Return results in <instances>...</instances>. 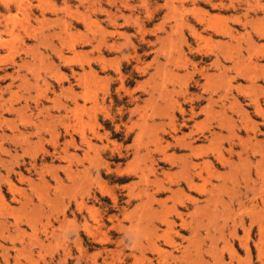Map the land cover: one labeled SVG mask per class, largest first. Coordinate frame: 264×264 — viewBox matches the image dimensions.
I'll return each instance as SVG.
<instances>
[{
	"label": "rangeland",
	"instance_id": "374dc122",
	"mask_svg": "<svg viewBox=\"0 0 264 264\" xmlns=\"http://www.w3.org/2000/svg\"><path fill=\"white\" fill-rule=\"evenodd\" d=\"M256 104L264 0H0V264H264ZM187 141L209 164L197 183L217 189L178 210L192 234L158 205L170 193L142 205L143 186L181 180ZM166 213L177 247L162 243Z\"/></svg>",
	"mask_w": 264,
	"mask_h": 264
},
{
	"label": "bare ground",
	"instance_id": "6f19581e",
	"mask_svg": "<svg viewBox=\"0 0 264 264\" xmlns=\"http://www.w3.org/2000/svg\"><path fill=\"white\" fill-rule=\"evenodd\" d=\"M5 28V27H4ZM22 83V82H21ZM94 98V97H93ZM255 110H256V113H258V114H260V115H264V112H263V110H262V108L259 106V104H256V106H255ZM184 125H186V123L184 122ZM183 125V126H184ZM176 128V127H175ZM173 130V129H172ZM138 136V135H137ZM174 136V135H173ZM189 136V135H188ZM184 146H187V148L189 149V154L188 155H185V159H182V160H180V162H179V173H181V180L179 181V180H176L175 181V183H174V185L176 186L174 189L171 187V183L170 184H167V185H165V184H163L161 181H160V179H155L154 181H153V183H154V191L153 192H150L149 193V190L147 189V185H145V186H143L144 188H143V191L145 192V196H146V201H143L142 202V205H143V207H146V206H148V205H150V202H151V210H152V200L153 199H156V196H159V195H162V194H166V193H170L171 194V197H167L165 200H163V201H161L160 203H158V205L159 204H161V207L163 208V207H167L168 206V203H169V201L171 200V201H173V206H170L169 207V209L171 210L172 208L174 209V211H175V214H176V216L180 219V221H181V224H180V229H182L183 231H186V233L187 232H189L190 234H192V233H194V232H196L197 230H196V227H195V225H193V222L195 221V223H196V218H194V217H192V216H190L189 218L186 216V213L185 214H183L182 212H180V211H178L180 208H182V209H186V210H188V202H190L191 204H197V199L196 198H194V196H193V194H195V192H199V194H204L205 195V203L207 204V203H209V202H211V201H213V199L215 198V195H213V193L217 190L216 189V187H214V186H212L208 191H206L205 190V188H204V186L203 185H199L198 183H197V181H196V179H203V175H202V171L205 169V168H208V166H209V164H208V162L206 161V160H204V157L202 156V155H204V153H205V150H203L204 152H202V155H199V151H201L202 150V147L200 146V147H192V145H191V142L190 143H188V141H187V144L186 145H184ZM128 148V147H127ZM168 148V147H167ZM204 148V147H203ZM258 148V147H257ZM119 150V149H118ZM160 150H162V149H160ZM159 150V151H160ZM119 152V151H118ZM127 153H128V151H127ZM228 153L232 156V154H233V149H232V145L230 144V149H229V151H228ZM124 154V153H123ZM162 154V153H161ZM214 154H216V153H214ZM119 155H120V153H119ZM122 155V154H121ZM120 155V156H121ZM122 156H124V155H122ZM163 157L165 158V159H167L168 161H169V157H168V155H166L165 154V152H163ZM163 157H161V158H163ZM237 157H238V160H239V162H241L243 159H242V156H241V154L240 153H237ZM194 158H196L197 160H203V161H201V162H199V163H195V162H193V160H194ZM262 158H263V156H262ZM245 160V159H244ZM218 161H219V164L221 165H228V166H230V165H232V163H231V161L228 159V158H226V159H224L223 158V155H221V154H218ZM246 161V160H245ZM237 166V165H236ZM226 167V166H225ZM247 167V166H246ZM250 166L248 165V168L247 169H245V173H246V176H247V174H249L250 173V168H249ZM259 168V167H258ZM126 169V168H125ZM237 169V168H236ZM242 169V168H241ZM240 169V171H242ZM119 170V169H118ZM121 170V169H120ZM149 170V169H148ZM207 170V169H206ZM258 170V169H257ZM129 171V170H128ZM205 171V170H204ZM214 171V170H213ZM237 171V170H236ZM131 172V171H130ZM207 172V171H206ZM231 172V171H230ZM234 172V171H233ZM258 172H259V170H258ZM218 173V172H217ZM228 172H226V174H227ZM242 173H243V171H242ZM241 173V174H242ZM119 174V173H118ZM170 174V173H169ZM178 174V173H177ZM212 174V173H211ZM230 174H232V173H230ZM230 174H227V175H230ZM240 174V175H241ZM257 174V173H256ZM263 174V173H262ZM239 174H238V171L237 172H235V179H237L239 176H240ZM250 175V174H249ZM259 175V174H258ZM257 175V176H258ZM174 176V175H173ZM155 177V176H154ZM219 177V176H218ZM243 177H244V175H243ZM143 179H142V181L143 182H145V184L148 182V180L145 178V177H142ZM208 178V177H207ZM230 178L232 179V177H229V181H230ZM175 179V178H174ZM246 179V178H245ZM228 180V179H227ZM233 180V179H232ZM149 181H151V180H149ZM164 181V180H163ZM174 181V180H173ZM225 181V180H224ZM244 181V180H243ZM223 182V181H222ZM150 183V182H149ZM218 183V182H217ZM230 183H231V181H230ZM237 183V182H236ZM221 184H223V183H221ZM234 183L232 182V185H233ZM224 185H226V184H224ZM247 185V184H246ZM223 186V185H222ZM236 186V185H235ZM218 187H221V186H218ZM225 187V186H224ZM238 189V188H237ZM151 190V189H150ZM142 193V192H141ZM236 193V192H235ZM128 194V193H127ZM130 194V193H129ZM128 194V195H129ZM13 195V194H12ZM168 195V194H167ZM1 196V195H0ZM139 196V195H138ZM2 197V196H1ZM1 197H0V199H1ZM138 198V197H137ZM185 199V200H183V199ZM199 198V197H198ZM234 198V197H233ZM136 199V198H135ZM232 199V198H231ZM218 200V199H217ZM113 201L116 203L117 202V198L116 197H113ZM142 201V200H141ZM175 201V202H174ZM132 201L129 199L127 202L125 201V203H127V204H130ZM159 202V201H158ZM213 203V202H212ZM238 203L240 204L241 203V200H239L238 201ZM114 204V203H113ZM4 205V204H3ZM2 205V206H3ZM115 205V204H114ZM141 205V204H140ZM139 205V206H140ZM241 205V204H240ZM114 207V206H113ZM141 207V206H140ZM197 207H198V205H197ZM13 208V207H12ZM115 208V207H114ZM153 209H155V208H153ZM200 209V208H199ZM13 210V209H12ZM121 214H122V216H125V215H127L126 214V211H124L123 212V208H121ZM126 210V209H125ZM173 211V212H174ZM192 211V210H191ZM11 212V211H10ZM147 212V211H146ZM200 212H202V210L200 211ZM133 213V212H132ZM131 214V213H130ZM129 214V215H130ZM155 214V213H154ZM209 214V213H208ZM214 214V213H213ZM150 215H151V213H150ZM149 215V216H150ZM170 215V214H169ZM172 215V214H171ZM170 215V216H171ZM205 215V214H204ZM203 215V216H204ZM207 215V214H206ZM128 216V215H127ZM131 216V215H130ZM210 216V215H209ZM208 216V217H209ZM129 217V216H128ZM153 218V217H152ZM174 218H176L175 216H174ZM174 218H168V215H167V213L165 214V216L161 219V222H160V224L162 223L164 226H165V229H164V233H163V236L161 235V237L164 239V242H162V243H165L166 245H169V246H171V247H177V244L175 243V236L174 235H176V236H179L180 237V235H179V231H177V230H174L175 228H176V226H175V220H174ZM114 219H116L115 217H114ZM125 218L123 217V220H124ZM209 219V218H208ZM111 220V219H110ZM117 220V223H116V225H115V227L116 228H118V229H123L124 228V226H123V220H119L118 218L116 219ZM133 220V219H132ZM206 220V219H205ZM177 221H178V219H177ZM208 222H209V220H207ZM206 221V222H207ZM1 222V221H0ZM103 222V221H102ZM2 223V222H1ZM96 223V222H95ZM115 223V222H114ZM150 223V222H149ZM199 223H202V220H199ZM97 224V223H96ZM203 224V223H202ZM1 225V224H0ZM102 225V224H101ZM125 225V224H124ZM138 225V224H137ZM4 226V225H3ZM98 226V225H97ZM100 226V225H99ZM129 226H131V225H129ZM236 226V225H235ZM234 226V227H235ZM2 227V226H1ZM5 227V226H4ZM198 227V226H197ZM233 227V228H234ZM94 228V227H93ZM95 228H96V226H95ZM98 228V227H97ZM158 226L156 225V224H154L153 222H151L150 223V225H149V227H148V231H147V233H148V236H149V242H151L152 243V248H153V251L154 252H156V254H158V255H160V257H159V260H160V258H162L163 259V257L161 256V255H163L164 253H166V251H163V249L161 248V246H159V245H157L156 244V242H155V240L153 239L154 237H157V235H159L158 234ZM162 228V227H161ZM125 229V228H124ZM19 230V229H18ZM97 230V229H96ZM99 230V229H98ZM115 230V229H114ZM173 230H174V232H173ZM126 231H128V232H130V229H127ZM143 231V230H142ZM261 232V231H260ZM1 233V232H0ZM121 233V232H120ZM136 233V232H135ZM160 233V232H159ZM171 234H173V235H171ZM201 234V233H200ZM199 234V235H200ZM194 235V234H193ZM198 235V238L200 237ZM143 236V235H142ZM147 236V235H146ZM185 236V235H184ZM189 236H191V235H189ZM188 236V237H189ZM7 237V236H6ZM127 237V236H126ZM188 237H185L186 239L188 238ZM106 238V237H105ZM185 238H183V239H185ZM194 238H195V236H194ZM193 238V239H194ZM201 238V237H200ZM192 239V238H191ZM110 239H108V241H109ZM197 240V239H196ZM195 241V240H194ZM103 242V241H102ZM105 242H107V240H105L104 241V243ZM158 242H159V239H158ZM197 242V241H196ZM204 242V241H203ZM104 243H102V244H104ZM148 243V242H147ZM199 243V242H198ZM197 243V244H198ZM201 243V242H200ZM184 244H182L181 246H183ZM201 245V244H200ZM168 246V247H169ZM186 246H188L187 245V243H186ZM191 246V245H190ZM197 246V245H196ZM196 246H194V247H196ZM244 246V245H243ZM245 247V246H244ZM148 248V247H147ZM150 248V247H149ZM191 248V247H190ZM189 248V249H190ZM174 249V248H173ZM176 249V248H175ZM180 249V248H179ZM203 249V248H202ZM183 250H186V249H183ZM182 250V251H183ZM201 250V249H200ZM119 251V250H118ZM150 251V250H149ZM261 251V250H260ZM107 252V251H106ZM140 252V251H139ZM171 252V251H170ZM200 252V251H199ZM204 252H205V250H204ZM22 253V252H21ZM108 253V252H107ZM106 253V254H107ZM172 253V252H171ZM184 253V252H183ZM191 253V252H190ZM156 254H155V256H156ZM182 254V253H181ZM188 254V253H187ZM157 255V256H158ZM168 255V254H167ZM200 255V253L198 254V256ZM205 255V254H204ZM109 256V255H108ZM107 256V257H108ZM115 256V255H114ZM183 256V255H182ZM190 256V255H189ZM194 256H195V254H194ZM202 256V255H201ZM200 256V257H201ZM122 257V256H121ZM120 257V259H122ZM181 257V256H180ZM196 257V256H195ZM137 258H139V257H137ZM165 258V257H164ZM171 258V257H170ZM177 258V257H176ZM179 258V257H178ZM202 258V257H201ZM115 259V258H114ZM161 259V260H162ZM181 259V258H180ZM184 259V258H183ZM200 259V258H199ZM113 260V259H112ZM123 260V259H122ZM157 260V259H156ZM166 260V259H165ZM189 260V259H188ZM192 260V259H191ZM197 260V259H196ZM201 260V259H200ZM204 260V259H203ZM219 260V259H218ZM135 261V260H134ZM163 261V260H162ZM107 262V261H106ZM110 262V261H109ZM109 262H108V264H109ZM114 262V261H113ZM119 262V261H118ZM164 262V261H163ZM174 262H175V260H174ZM188 262V261H187ZM199 262V261H198ZM110 263H112V262H110ZM116 263V262H115ZM190 263V262H189ZM194 263V262H193ZM204 263H206V262H204ZM150 264V263H149ZM196 264H198V263H196Z\"/></svg>",
	"mask_w": 264,
	"mask_h": 264
}]
</instances>
